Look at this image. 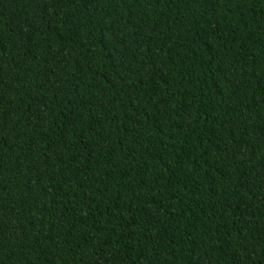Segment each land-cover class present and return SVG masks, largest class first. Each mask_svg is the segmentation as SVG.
Wrapping results in <instances>:
<instances>
[{
    "label": "trees",
    "instance_id": "1",
    "mask_svg": "<svg viewBox=\"0 0 264 264\" xmlns=\"http://www.w3.org/2000/svg\"><path fill=\"white\" fill-rule=\"evenodd\" d=\"M0 264H264V0H0Z\"/></svg>",
    "mask_w": 264,
    "mask_h": 264
}]
</instances>
